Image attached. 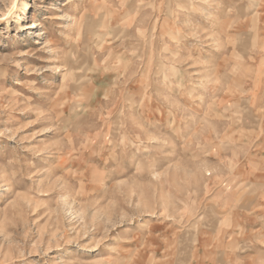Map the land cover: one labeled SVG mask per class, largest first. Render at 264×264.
Returning <instances> with one entry per match:
<instances>
[{
	"label": "rangeland",
	"instance_id": "rangeland-1",
	"mask_svg": "<svg viewBox=\"0 0 264 264\" xmlns=\"http://www.w3.org/2000/svg\"><path fill=\"white\" fill-rule=\"evenodd\" d=\"M0 264H264V0H0Z\"/></svg>",
	"mask_w": 264,
	"mask_h": 264
}]
</instances>
